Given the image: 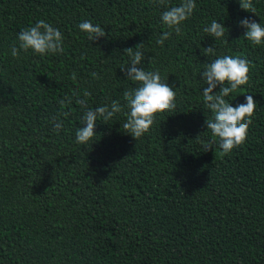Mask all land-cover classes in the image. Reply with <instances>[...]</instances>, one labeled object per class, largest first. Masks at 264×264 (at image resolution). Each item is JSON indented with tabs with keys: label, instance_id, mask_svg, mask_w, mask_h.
Wrapping results in <instances>:
<instances>
[{
	"label": "trees",
	"instance_id": "trees-1",
	"mask_svg": "<svg viewBox=\"0 0 264 264\" xmlns=\"http://www.w3.org/2000/svg\"><path fill=\"white\" fill-rule=\"evenodd\" d=\"M241 2L249 6L196 0L177 31L160 13L179 0H0V264H264V44L238 24L245 16L264 24V0ZM37 19L62 31L63 52L13 57L17 33ZM83 19L104 35L91 40L77 27ZM213 19L223 37L202 31ZM207 46L250 61L228 99L250 93L257 107L228 152L204 123L198 72ZM128 47L175 88V107L138 138L124 132L126 110L98 117L81 145L73 100L54 131L66 94L87 91L95 107L135 86L121 70Z\"/></svg>",
	"mask_w": 264,
	"mask_h": 264
},
{
	"label": "clouds",
	"instance_id": "clouds-1",
	"mask_svg": "<svg viewBox=\"0 0 264 264\" xmlns=\"http://www.w3.org/2000/svg\"><path fill=\"white\" fill-rule=\"evenodd\" d=\"M239 3L243 9L249 6L241 0ZM195 8L196 0H179V3L166 7L160 13L161 23L179 31L180 23L191 16ZM238 24L245 29L243 32L245 38L256 45L264 44V24L247 16L240 18ZM77 27L86 32L91 40L103 36L105 32L100 24L88 19L79 21ZM225 29L222 23L213 19L203 26L202 31L215 39L223 37ZM169 35L168 31L162 32L156 43L163 44ZM63 40V33L58 27L44 19H37L35 23L17 33L16 42L10 46V53L13 57L26 50L42 56L59 54L64 50ZM202 48L204 53L211 57L204 62L198 72L199 79L203 81V85H206L202 90L200 89L202 100L210 110V115L205 118L204 123L206 129L210 130L212 136L218 140L220 149L228 152L246 138L250 117L257 107V102L250 93L244 96L243 102L235 105L231 103L234 97L228 99L230 93L248 80L250 61L245 56L217 54L214 46ZM133 49L134 47L124 49L129 59L121 66V70L124 71L126 66L125 77L135 82V86L125 88L120 97L95 107L88 106L87 98L90 93L87 91L82 95L75 90L71 96L66 94L65 98L58 101L61 105L59 116L50 118L54 131L64 127L62 117L68 115L64 111V106L70 105L73 100L82 108L80 124L74 131L75 141L81 145H87L94 137L98 117L108 121L116 113L126 110L124 132L133 138H138L148 131L157 112L175 107V88L162 79L158 69L146 70L143 66L145 53L140 48ZM72 75L74 78L75 73ZM209 147L211 146H206V149Z\"/></svg>",
	"mask_w": 264,
	"mask_h": 264
}]
</instances>
